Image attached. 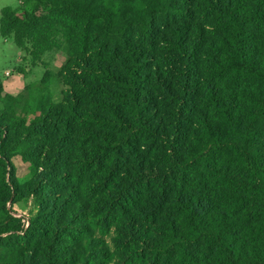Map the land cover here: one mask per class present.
<instances>
[{
    "label": "trees",
    "instance_id": "16d2710c",
    "mask_svg": "<svg viewBox=\"0 0 264 264\" xmlns=\"http://www.w3.org/2000/svg\"><path fill=\"white\" fill-rule=\"evenodd\" d=\"M19 1L66 60L0 80V264H264V0Z\"/></svg>",
    "mask_w": 264,
    "mask_h": 264
},
{
    "label": "rangeland",
    "instance_id": "374dc122",
    "mask_svg": "<svg viewBox=\"0 0 264 264\" xmlns=\"http://www.w3.org/2000/svg\"><path fill=\"white\" fill-rule=\"evenodd\" d=\"M20 5L19 0H0V10L4 7L16 9ZM23 55V52L15 46L13 41H7L0 35V80L4 81L7 93L19 94L26 86L32 87V90L37 92L39 90L37 84L44 72L48 70L56 73L66 60L63 53L51 51L44 54L41 64L32 65L28 58L25 61L22 59ZM22 73L24 76L21 75ZM16 81L18 84L15 86L13 82ZM59 88L60 86L55 84L52 90L56 93ZM13 163L16 167L17 181L19 184H23L28 178L27 165L22 162L20 157H15ZM14 210L24 215H30L35 210V206L30 200H25L15 204Z\"/></svg>",
    "mask_w": 264,
    "mask_h": 264
},
{
    "label": "crops",
    "instance_id": "0c3cea01",
    "mask_svg": "<svg viewBox=\"0 0 264 264\" xmlns=\"http://www.w3.org/2000/svg\"><path fill=\"white\" fill-rule=\"evenodd\" d=\"M22 76H24V74L22 73L21 74ZM9 76V75H8ZM24 78V77H23ZM18 80V79H17ZM2 83H3V85H4V90L6 91V86H5V84H4V81H2ZM18 84V81H16L15 83L13 82V85H17ZM20 89V88H19ZM13 90V89H12Z\"/></svg>",
    "mask_w": 264,
    "mask_h": 264
}]
</instances>
